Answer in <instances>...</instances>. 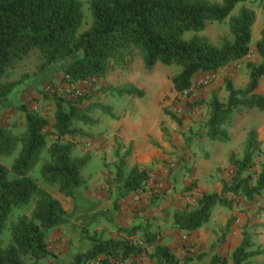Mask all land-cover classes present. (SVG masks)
Returning <instances> with one entry per match:
<instances>
[{
    "label": "trees",
    "instance_id": "obj_1",
    "mask_svg": "<svg viewBox=\"0 0 264 264\" xmlns=\"http://www.w3.org/2000/svg\"><path fill=\"white\" fill-rule=\"evenodd\" d=\"M248 0H222L209 3L203 0H89L86 12L90 23L84 25V3L79 0H0V102L30 85L33 78L52 64L75 57L63 70L61 82L67 87L92 79L105 78L115 66L123 62L131 49L138 51L146 68L156 64L179 68L171 79L173 91L187 92L196 74H215L225 66L243 60L250 53L255 12L239 4ZM262 15L260 39L255 53L261 63H246L248 83L236 89L225 78L223 87L226 103L216 94L209 99V118L205 129L207 138L224 143L229 137L227 127L236 109L264 111V97L255 94L259 80L264 77V0L259 1ZM227 20L230 40L217 46L203 36L188 40L185 33L200 34L206 23ZM77 56V57H76ZM33 64V71L29 70ZM119 96L141 98L142 91L135 87L116 90ZM71 101L53 95L54 123L47 145L44 132L49 123L38 112L20 108L24 131L14 137L0 126V159L11 158L19 146L18 156L8 169L0 164V264H41L55 259L48 251L49 231L66 226L70 216L48 189H55L63 198L72 199L77 189L85 188L88 181L83 172L89 156L77 157L75 145L68 138L77 136L75 123L90 124V119L77 106L87 100L77 96ZM103 113L108 109L96 106ZM108 115L112 117L111 113ZM169 118L177 123L173 114ZM114 156V193L116 200L144 191L150 173L134 165L126 169L130 150L123 155L116 148ZM41 163L40 187L30 174ZM228 165L233 174L229 182L221 181L219 193L201 194L193 210H175L173 226L187 234L206 226L216 207L231 211L239 202H251L264 194V149L257 134L250 131L245 139L241 159L231 154ZM116 203H114V208ZM32 206L28 216H19L9 223L15 209ZM108 222L113 224L109 218ZM117 237H107L104 231L80 229V241L89 248L76 252L70 264H124L146 253L153 264H189V258L178 259L162 243L157 232L148 223L130 227L114 225ZM8 231L9 242L3 236ZM264 257V248L253 250L250 235L243 233L239 246L231 254L232 264ZM221 261V262H220ZM223 264L213 257L210 264ZM264 264V262L262 263Z\"/></svg>",
    "mask_w": 264,
    "mask_h": 264
},
{
    "label": "rangeland",
    "instance_id": "obj_2",
    "mask_svg": "<svg viewBox=\"0 0 264 264\" xmlns=\"http://www.w3.org/2000/svg\"><path fill=\"white\" fill-rule=\"evenodd\" d=\"M84 3V25L90 23L86 12V3L89 0H79ZM209 3H221L222 0H203ZM260 0H248L239 4L232 15L241 7L252 9L256 14V22L252 29L250 48L255 53V44L260 39L262 28V15L259 7ZM194 36H203L211 43L219 46L224 39H231L227 20L223 23H206L204 32L200 34L185 33L183 38L188 40ZM77 57V56H76ZM75 57L58 61L49 67L43 74L33 78L30 85L24 84L17 93L0 102V126L9 131L14 137H19L24 131L23 114L20 108L36 111L49 123L45 129L47 145L53 137L50 135L54 123L55 105L53 95H60L71 101H76L77 96L86 97L87 100L77 106L80 111L90 119V124L75 123L77 136L67 140L75 145L74 155L89 156L90 160L84 170L83 176L95 175L105 170L102 177L106 183L112 184L114 189V165L117 162L114 156L116 148L123 155L130 150L126 159L129 170L136 165L134 159L135 138L142 136L143 140L151 145L148 154L147 171L150 179L144 191L132 195L119 206L110 207V213L120 212L125 223H148L151 229L162 238V243L172 250L178 259L189 258V264H210L213 257L223 260V264H232L231 254L243 239V233L250 235L253 250L264 248V194L256 197L251 202H239L231 211L216 207L212 211L209 223L201 229L199 239L202 245H197L193 233L187 234L176 229L172 224V213L175 210L191 211L201 194L219 193L221 181L229 182L233 174L228 165L231 154L241 159L245 139L250 131L257 134L258 141L264 149V111L248 110L244 107L236 109L232 122L227 127L228 141L224 143L213 142L207 138L205 125L209 118V99L216 94L219 101L226 103L227 93L223 81L228 78L234 88L243 89L248 83V71L244 62L231 63L215 74L195 75L192 87L187 92L177 94L173 91L171 79L179 72V68L165 67L156 64L146 68L138 51L131 49L123 62L115 66L103 79H92L80 82L72 87H67L61 82L64 68ZM260 58V57H259ZM254 63V62H249ZM261 63V59L259 60ZM29 70L33 71V64ZM43 75V76H42ZM45 75V77H44ZM43 79H42V78ZM135 87L142 91L141 98L127 95L119 96L116 90ZM256 95L264 97V77L257 85ZM96 106L108 109L112 117L103 113ZM167 113L173 114L177 123L173 122ZM125 122L128 134L122 137L118 122ZM133 122L142 125L138 134ZM19 146L11 158L0 159V164L10 168L13 160L18 156ZM41 163H39L30 177L43 187L39 176ZM111 181V183H110ZM53 197L57 196L55 189H48ZM61 197V196H60ZM64 205V203H61ZM65 206V205H64ZM116 206V205H115ZM32 206L15 209L9 223L15 222L19 216H28ZM83 212H89L88 209ZM94 226L84 225L78 221L66 226L49 231L47 236L48 247L58 245L60 250L61 240L66 235L70 241L69 248L74 249V244L80 241V229L104 231L107 237L116 238L113 224L108 222L103 208L97 212ZM209 225V226H208ZM196 233V232H195ZM198 233V231H197ZM9 233L3 236L4 245L9 242ZM73 254L76 252L69 250ZM150 249L137 259L136 264H153L149 258ZM58 258L46 259L41 264H56ZM128 261L124 264H131ZM221 262V261H220ZM217 262V264H222ZM264 257L248 260L245 264H262Z\"/></svg>",
    "mask_w": 264,
    "mask_h": 264
},
{
    "label": "crops",
    "instance_id": "obj_3",
    "mask_svg": "<svg viewBox=\"0 0 264 264\" xmlns=\"http://www.w3.org/2000/svg\"><path fill=\"white\" fill-rule=\"evenodd\" d=\"M253 51L250 48V53L248 57H246L243 60L238 61L240 66L243 65L244 62H254L253 64L257 65L259 64V57H256L253 53ZM49 67L45 70L47 71ZM43 74V73H42ZM199 74H196V76ZM43 76V75H42ZM45 77V75H44ZM42 78V77H41ZM43 79V78H42ZM118 126L121 129V133L123 134L122 137L124 138L126 134H128L126 129L128 128V124L125 122H118ZM135 127V130H137L138 134H142L141 128L142 125L140 122L135 123L133 122V126ZM135 145H134V156L133 158L136 160V165L141 169H146L148 167V160L147 157L149 153L151 152V145L143 140L142 136H138L135 138ZM149 169V168H148ZM105 172L102 171L100 173H95V175H88L84 176L88 183L85 188L77 189L74 193V196L72 199L69 198H63L60 197L58 194L54 198L58 200L60 203H64L62 207L64 210L69 214L71 218V222L78 221L79 223H83L84 225H90L91 227L94 226L95 220L97 219V212L100 208H103V211L105 212V216L112 219L114 222L117 223L118 226L122 227H130L128 223H125L124 218L120 215V212H117L115 214L110 213V207L113 206L114 203H116V207L119 206V203H123V200H116V195L114 193V189H112V184L110 185L106 183V179L102 177V174ZM84 173V172H83ZM111 183V181H110ZM88 209L89 212H83L84 210ZM209 226V225H208ZM202 229V228H201ZM198 230V233L194 232L189 238H193L195 240V243L197 245H202V247L205 248V245L202 244V241L199 239L200 233L202 232ZM203 230V229H202ZM183 233V231H180ZM200 232V233H199ZM61 248L65 247L64 250H60V247L56 244L52 247H48V251L55 255L58 258V262L56 264H70L72 261V258L74 254L69 250H74L75 252H83L86 251L89 248V245L86 242H82L80 244H74L73 248H69V239L65 235L61 242H60ZM166 246L168 244L166 243ZM170 248V247H169Z\"/></svg>",
    "mask_w": 264,
    "mask_h": 264
}]
</instances>
